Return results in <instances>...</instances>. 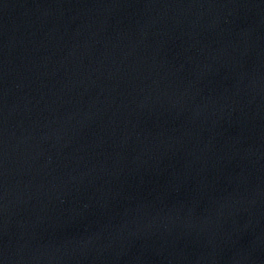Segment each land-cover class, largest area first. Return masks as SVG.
<instances>
[{"label":"water","instance_id":"95a60500","mask_svg":"<svg viewBox=\"0 0 264 264\" xmlns=\"http://www.w3.org/2000/svg\"><path fill=\"white\" fill-rule=\"evenodd\" d=\"M0 264H264V0H0Z\"/></svg>","mask_w":264,"mask_h":264}]
</instances>
